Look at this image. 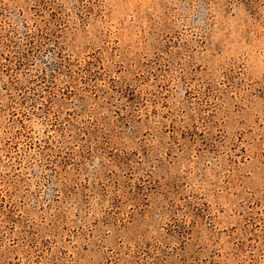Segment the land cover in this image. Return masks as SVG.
Masks as SVG:
<instances>
[{
    "label": "rangeland",
    "instance_id": "374dc122",
    "mask_svg": "<svg viewBox=\"0 0 264 264\" xmlns=\"http://www.w3.org/2000/svg\"><path fill=\"white\" fill-rule=\"evenodd\" d=\"M0 264H264V0H0Z\"/></svg>",
    "mask_w": 264,
    "mask_h": 264
}]
</instances>
